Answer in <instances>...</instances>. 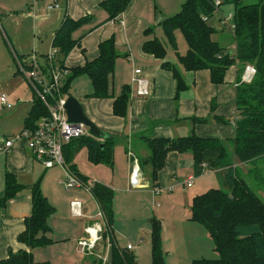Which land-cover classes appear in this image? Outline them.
<instances>
[{
    "label": "trees",
    "instance_id": "trees-1",
    "mask_svg": "<svg viewBox=\"0 0 264 264\" xmlns=\"http://www.w3.org/2000/svg\"><path fill=\"white\" fill-rule=\"evenodd\" d=\"M132 0H103L100 8L108 19L106 22H117L128 10ZM216 0H188L182 11L168 18L162 29L168 44L177 51L176 32L181 31L188 45L186 55H178V64L164 62L162 68L173 74L176 81L175 101H180L182 92L188 89L184 72L209 71L213 85L224 84L226 73L239 64L243 70L252 66L256 74L249 82L242 81L241 71L237 77L236 112L238 120L235 124V137L231 141L217 138H201L194 133L186 138L158 139L140 136L149 152L146 159L140 162L142 174L150 182L152 189H158L159 176L164 170L170 153L190 154L194 161V174L197 178L205 172L220 173L224 181V189L210 190L196 197L191 207L190 221L202 225L209 233L218 256L215 260H196L193 264H264V202L256 191L248 184L247 178L235 167V164H249L264 159V0H224L223 5H232L235 9L232 35L235 53L230 52V45H222L216 36L226 29L220 26L221 8L215 6ZM217 16L215 24L211 25ZM93 17L80 20L67 18L57 31L53 47L58 50L55 64L66 69L63 79L62 94L70 96L72 83L81 76L91 80L93 93L88 99L109 100V79L114 74L116 63L120 58L115 37L100 43L99 56L82 67L67 68L66 61L72 51L81 45L82 38L75 39L74 34L89 25ZM218 20V21H217ZM154 33L148 29L146 34ZM143 50L146 54L164 61L167 56L163 43L155 38L147 41ZM47 56L42 58L44 71L47 72ZM132 89L124 86L121 94L115 98L113 115L126 118ZM177 102V103H178ZM48 115V110L39 98L34 96L33 106L25 120L24 130H34L37 122ZM196 121V120H192ZM201 122L205 120H199ZM118 138L96 139L83 137L72 141L64 149V159L68 169L85 185L88 179L78 171L75 158L86 148L89 160L96 165L114 166V150ZM41 177L31 186L22 185L16 175L5 176V192L0 198V209L25 190L32 196V213L25 219V231L18 237V242L31 251L46 248L54 244L50 236L52 229L49 220L56 214V208L49 202L42 191ZM156 192V191H155ZM90 194L97 202L105 216L106 238L110 237L112 248L110 264H137L136 256L121 250L111 237L115 221L114 191L109 187L95 183ZM151 251L152 264H166L163 249V226L159 219H152ZM0 264H51L37 263L32 252L12 250L6 260ZM92 264H102L94 259Z\"/></svg>",
    "mask_w": 264,
    "mask_h": 264
},
{
    "label": "crops",
    "instance_id": "crops-1",
    "mask_svg": "<svg viewBox=\"0 0 264 264\" xmlns=\"http://www.w3.org/2000/svg\"><path fill=\"white\" fill-rule=\"evenodd\" d=\"M10 1L12 2L11 5L14 6L6 5L4 0H0V12L10 19L6 24L9 23L10 41L14 45V52H16L15 55L19 60L29 58L34 51H37L42 61V58H45L53 48L54 37L67 18L77 21L87 16L93 17L92 22L85 26L86 32L78 36L74 34L75 39L82 38V41L81 45L72 51L66 61L65 66L69 69L82 67L87 62L94 61L99 56L98 47L100 43L113 36L116 39L120 58L116 63L114 74L109 79V90L113 98L109 100L94 99L89 101L90 105H83L84 111L91 121L107 134L118 138L114 150L115 167L111 173L112 177H101L103 181L100 179L103 185L114 191V214L121 205L125 206L127 210L130 209L132 201L145 193L141 191L150 189L152 195L153 191H156L150 187L144 173L140 187H132L129 183L132 177V162L128 153L133 152L139 162L147 157L143 147L145 145L138 144L135 137L149 135L158 139H178L189 137L194 133L205 139L217 138L222 141L234 139L235 124L238 120L235 105L238 87L237 77L243 71V78L245 69L243 70V67L239 64L235 65L226 73L224 84L219 86L212 84L209 71L184 72L188 89L181 93L180 101H177V103L175 101L176 81L172 73L162 68V64L164 62L178 64V52H183L181 56H184L188 50L184 46L183 48L180 46L177 36V51H175L167 40L163 42L159 35L160 31L157 34L155 33L157 29H162L161 25L170 16L155 8L154 14H149L146 17L144 6L148 0H132L128 10L117 22H106L108 15L99 7L103 0H59V9L53 10V12L50 11L52 12L50 14L42 11L44 8L43 3L39 4L45 0L38 1L36 5H33L36 0H15L16 3L13 0ZM30 5L38 9L37 16L34 18L31 16L33 11ZM140 5L143 8L139 9ZM26 9L29 10L28 13H26ZM221 12L220 10L219 16ZM17 18H20V20L16 22L15 19ZM16 29L19 31L18 36L14 35ZM23 29L28 31L24 38L20 34ZM148 29H154V33L151 35L146 34ZM155 38L162 40L161 42L166 48L167 56L164 61L146 54L143 50L144 44ZM135 69H141L142 76L148 80L151 90L149 97L144 98L136 95V88L132 85ZM124 86L131 87V99L126 118H118L113 115V104L115 98L121 94ZM199 120L205 121L201 122ZM9 139H11L10 136L0 139V144L2 145L4 140ZM259 162L264 163V159L249 164L236 163L235 167L240 172L239 174L242 173L243 176L249 177L252 171L257 169ZM75 164L77 167V158H75ZM48 171L41 163L34 160L24 140H15L8 151L0 153V198L3 197L5 192V176L7 173L16 175L22 185L31 186L41 177H44V181ZM179 175L186 176V182L182 184L184 190L193 189L197 179L209 175L219 176L224 185L220 173L209 171L197 178L194 174V161L190 154L170 153L166 167L159 176L158 190L168 189L170 182L177 181ZM191 177H194V184L191 188H188L187 185ZM46 182L47 180L44 182L42 191L51 203L50 197L46 195L45 191ZM263 187H258L256 192L259 197L263 198L264 202ZM81 190L83 189L74 190L73 193L67 196L65 202L52 197L53 204H51L57 210L56 214L49 220L52 229L50 236L54 240V244L46 248L31 251L18 242V237L25 231V219L32 213V196L29 190L23 191L11 200L6 208L0 209V262L8 258L10 250L14 253L25 250L32 252L37 263L92 264V261L97 258L82 252L80 242L82 239L87 238L88 229L92 225L102 224L104 228L102 237L105 234L106 227L104 222L97 218L99 213L97 202L91 200V198H94L88 191L89 196L79 192ZM74 199H81L83 203V216L80 218L70 215L72 210H70V203ZM130 201L131 203H129ZM62 212L64 216L68 217V221L57 218ZM68 214L69 216H67ZM188 218L189 216L186 215L182 219L184 228L183 226L178 228L183 232L184 242L189 243L191 252L199 247L198 243L199 241L202 242V239L196 231L191 230L196 229L194 226H187L191 222L188 221ZM160 220L163 224V236L168 237L169 232L166 230L164 223L166 219L160 215ZM116 222L115 220L111 234L114 244L121 250L133 253L136 256L137 264H140L146 252H150L148 242L150 243L151 239V229L143 235L138 230L141 236L137 237V244L131 245L128 243L124 248L115 236ZM187 230L190 231L187 232ZM147 234H149L148 237ZM129 246H132L133 249L129 250ZM103 249L104 247L100 246L97 253H100ZM206 249H208L211 256V249ZM103 251L105 252V249ZM205 253L204 250H200L199 253L192 252L191 254L203 257ZM106 264H110V259Z\"/></svg>",
    "mask_w": 264,
    "mask_h": 264
},
{
    "label": "rangeland",
    "instance_id": "rangeland-1",
    "mask_svg": "<svg viewBox=\"0 0 264 264\" xmlns=\"http://www.w3.org/2000/svg\"><path fill=\"white\" fill-rule=\"evenodd\" d=\"M4 1L6 5L10 6L12 4L10 0H4ZM38 1L41 0H36V2L33 5H36ZM187 1L188 0H148V2L145 3L144 6L145 15L147 17L149 14L151 15L154 14L153 12L155 8H157L158 11L163 12L166 15H169L170 17L168 18H171L176 16L182 11L183 5ZM220 1L222 3V1L224 0H220ZM251 1H256V0H251ZM13 2L16 3L15 0H13ZM42 3L44 4V8L42 10L44 13L50 14L53 12V11L52 12L48 11L50 0L42 1L39 4ZM33 5H30V7L33 11L31 16L34 18L37 16L36 13L38 12V9L35 8V6ZM141 8L143 7L140 5L139 9ZM220 10L222 11L220 13L221 17L223 16L228 18L230 15H234L235 13V9L232 5H223ZM25 11L26 13L29 12L28 9H26ZM216 19L217 16H215L213 20L210 22L211 25L214 27L217 26V24H215ZM8 20H10L8 16H4L0 12V98L3 95L7 96L9 99V103L13 105V109L5 110L0 104V139H5L8 136L14 138L19 136L23 132V129L25 128V119L31 109V106L33 105V100H34V92L33 89L31 88L29 81L27 80V73L22 72L21 69L19 68V61L17 60V57L15 55L16 52H14L15 50L13 48L14 45L12 41H10L9 23L6 24ZM18 20H20V18L15 19L16 22ZM158 31H160L159 35L164 42L166 38L165 35L163 34L162 29L161 28L157 29L155 33L157 34ZM27 32H28L27 29L21 30L20 33L21 37L24 38ZM83 32H86V27L85 28L83 27L80 30H78L75 33V35L78 36ZM223 32L224 33H219L218 36H216V40H218L222 45H230V49H231L230 52L234 54L235 46L231 45L233 42L231 36L232 34L229 30ZM18 33L19 31L16 29L14 31V35L18 36ZM176 36L179 39L180 46H182V48L184 46V48H187V50H189L182 32L178 31L176 33ZM168 48L171 50L169 45ZM178 53L180 56L183 55L181 54L183 52H178ZM247 67L245 68V73ZM249 80L250 78L247 77L246 75H244V77L242 78L243 82H249ZM92 93H93L92 83L89 77L87 76L78 77L72 83L69 92L70 96H73L82 105L85 106L86 104L90 105L89 101L94 100V99H88V96L92 95ZM143 136L152 137L149 135H143ZM135 139L137 140L138 144L145 145V143L140 138V136L135 137ZM143 147L148 156L149 152L147 151L145 146ZM76 158H77V168L82 176L90 180V181L88 180L89 185H93L95 183L102 184L100 179L102 181L103 179L101 177H108V178L112 177L111 173L115 165L113 166V168H111V166L108 165H103V164L96 165L92 163L88 158V151L86 148H83L77 154ZM114 164H115V153H114ZM139 166H140V162H139ZM106 171L109 173H107ZM47 173L48 175L46 176L45 180L42 182V187L44 186V182L47 180V182L45 183V191H46V195H49L51 203L53 204L52 197L61 199L63 202L67 201V196H69L70 193H73L74 190L69 192L68 190H66L65 186L62 185V182L66 181L67 179L65 176L64 169H62L61 167H56L53 170H49ZM253 173H257V174H253ZM145 174L146 172L144 173V175ZM142 180H143V174H142ZM247 180L249 186L253 191H256L258 187L264 186V163L259 162L257 169L252 171L251 175L249 176V178H247ZM185 182H186V176L179 175L177 181L170 182L168 189L165 188L163 190L155 189L158 192L156 193L153 191V195L151 191H149L150 189L141 191L145 193H143L138 199L132 201V205L130 206V209L127 210L125 206L121 205L119 210L116 211L115 213L116 215L115 220L117 221L116 222L117 227L114 228V230L117 229L115 231V236L117 237V239H119L118 241L119 244L123 245L124 248L128 243H130L131 245L137 244V237H140L145 232H149V229H151L150 221L154 218L160 220V215H161L166 219L164 223L166 226V230L169 232L168 237H164V236L162 237L163 249L165 255L164 258L166 264H193L194 261L196 260L218 259V256L214 250V243L211 240L209 233L202 225L193 222H190L187 225V226H194V228L196 229H191V230L196 231L202 239V242L199 241L198 243L199 247H197L195 251H191V252L189 250V243L184 242V238L182 237L183 232L180 231L178 227L183 226L184 228V224H183L184 222L182 221V219L186 215L187 217L189 216L188 221L190 220L192 203L196 197L202 195V193L205 194L210 190L224 189V185L222 184L221 178L216 175H209L201 179H197L193 189L184 190L182 184H184ZM129 183L131 185V182ZM149 185L151 187V184ZM200 191H204V192H200ZM79 192H83V194L89 196L86 190H81ZM149 193L152 196L151 198ZM260 198L263 200L262 197ZM76 200L81 201V199H74L73 201ZM91 200L94 202V199L91 198ZM129 203H131V201ZM71 214L73 216L72 210L70 215ZM67 216H69V214ZM57 218L58 219L63 218L68 221V217L64 216L63 212ZM138 230L141 231V235H139ZM106 231L105 234L103 235L102 241L99 243L96 249L98 250L100 246H103L104 249L106 247L108 251V246L110 245L109 253H107V251L104 252L103 249L100 253H98V257H96L98 261L102 262V264H106L109 262L111 256V248H112V243L110 244L111 242L110 237L107 236L106 238ZM189 231L190 230H187V232ZM148 235L149 234H147V237ZM148 244L150 246V252H146V255L143 257V260L140 262V264H152L151 239H150V243L148 242ZM206 248L211 249V256H210V252ZM200 250H204L206 252L205 254H203L205 255L203 256L204 258L200 257L199 255L194 256L193 254H191L192 252L199 253ZM107 255H108V261L105 263L103 259H105Z\"/></svg>",
    "mask_w": 264,
    "mask_h": 264
},
{
    "label": "built area",
    "instance_id": "built-area-1",
    "mask_svg": "<svg viewBox=\"0 0 264 264\" xmlns=\"http://www.w3.org/2000/svg\"><path fill=\"white\" fill-rule=\"evenodd\" d=\"M59 0H50L48 6L49 11L59 9ZM221 1L216 0L215 6L221 8ZM220 12V11H219ZM234 15L228 18L222 17L220 26L231 33L235 30L233 23ZM58 55V50L54 47L51 48L47 55V72L44 71V65L41 63L39 52L34 51L29 58L19 60V68L22 72L27 73V80L29 81L34 94L45 105L48 110V115L42 117L34 130H24L19 136L4 140L0 144V153L8 151L15 140H24L27 148L30 151L34 160L41 163L45 169L50 170L56 167L64 169L66 181L62 182L66 190H86L90 193L92 185H85L76 175H74L67 167L64 159V149L72 141L83 138L92 137L89 128L83 123H71L68 119L66 112V103L68 95L62 94L63 79L67 76L66 69L60 68L55 64V59ZM256 74L254 67H247L245 75L251 81ZM132 85L136 88V95L138 97H149L151 95L150 85L148 80L142 76L141 69H135L132 79ZM0 104L5 110H11L13 105L9 103L7 96L3 95L0 98ZM132 162V177L131 185L133 187H140L142 182V172L139 166L137 157L133 152L128 153ZM194 184V177H191L188 182V188ZM158 191H156L157 193ZM72 213L75 217L83 216V203L79 200L71 203ZM97 218L103 221L106 226L105 216L99 208ZM102 222V223H103ZM104 228L102 224H94L88 229V236L82 239L80 247L82 252L86 255H93L98 257L97 246L102 241V234ZM109 244V241H108ZM111 244V242H110ZM110 245L105 251L109 253ZM129 250L133 247L129 246ZM103 261H108V255Z\"/></svg>",
    "mask_w": 264,
    "mask_h": 264
},
{
    "label": "water",
    "instance_id": "water-1",
    "mask_svg": "<svg viewBox=\"0 0 264 264\" xmlns=\"http://www.w3.org/2000/svg\"><path fill=\"white\" fill-rule=\"evenodd\" d=\"M66 112L71 123H83L90 131L93 138L106 139L112 137L101 130L90 118L86 115L83 105L73 96H69L66 103Z\"/></svg>",
    "mask_w": 264,
    "mask_h": 264
}]
</instances>
